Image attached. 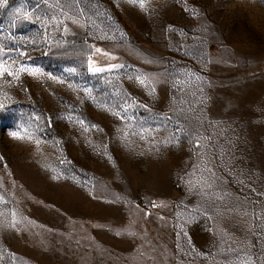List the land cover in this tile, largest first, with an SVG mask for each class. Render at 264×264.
Returning <instances> with one entry per match:
<instances>
[{
  "label": "rangeland",
  "instance_id": "rangeland-1",
  "mask_svg": "<svg viewBox=\"0 0 264 264\" xmlns=\"http://www.w3.org/2000/svg\"><path fill=\"white\" fill-rule=\"evenodd\" d=\"M0 264H264V0H0Z\"/></svg>",
  "mask_w": 264,
  "mask_h": 264
}]
</instances>
